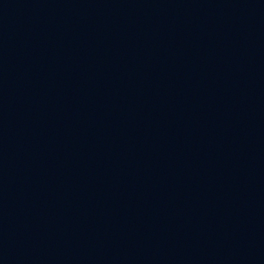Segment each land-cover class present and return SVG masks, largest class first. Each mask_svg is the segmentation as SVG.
Returning a JSON list of instances; mask_svg holds the SVG:
<instances>
[{"label": "water", "instance_id": "obj_1", "mask_svg": "<svg viewBox=\"0 0 264 264\" xmlns=\"http://www.w3.org/2000/svg\"><path fill=\"white\" fill-rule=\"evenodd\" d=\"M0 264H264V0H0Z\"/></svg>", "mask_w": 264, "mask_h": 264}]
</instances>
